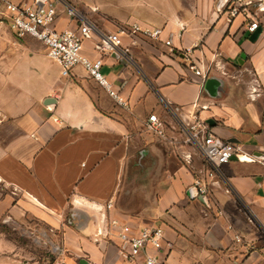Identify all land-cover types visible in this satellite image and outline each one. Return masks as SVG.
I'll use <instances>...</instances> for the list:
<instances>
[{"label": "crops", "instance_id": "0c3cea01", "mask_svg": "<svg viewBox=\"0 0 264 264\" xmlns=\"http://www.w3.org/2000/svg\"><path fill=\"white\" fill-rule=\"evenodd\" d=\"M218 1L118 0L125 17L79 13L92 29L82 55L103 59L116 96L82 64L63 76L39 41L0 22V256L22 247L6 228L40 226L63 264H146L145 251L127 257L118 234L128 225L132 235L163 230L161 249L146 247L155 264H264V161L252 157L264 153V4L232 17ZM134 24L162 33L131 34ZM54 25L76 31L80 21L61 7ZM122 28L128 60L97 50ZM197 42L202 77L182 51ZM153 114L167 138L146 130ZM193 116L250 157L221 166L207 204L188 195L209 167L182 130Z\"/></svg>", "mask_w": 264, "mask_h": 264}, {"label": "built area", "instance_id": "2783aa9c", "mask_svg": "<svg viewBox=\"0 0 264 264\" xmlns=\"http://www.w3.org/2000/svg\"><path fill=\"white\" fill-rule=\"evenodd\" d=\"M256 3L264 4V0H226L225 5L228 7L230 15L235 17ZM61 7L69 17L78 18L80 21L78 30L59 31L55 28V20ZM0 22H6L19 37L31 36L38 40L45 48L47 56L59 63L63 76H69L75 66L82 64L93 79L104 86L113 96H116L111 83L101 72L103 59L92 60L82 55L83 41L92 32L90 24L84 23L78 11L65 0H0ZM258 26V21H253L247 30L254 32ZM126 32L129 30L122 28L118 33L104 36L98 43L97 50L102 54H118L128 60L130 48L121 46L119 42V34ZM137 32L152 39H158L162 30L132 25L130 33L136 34ZM165 43L171 45L169 40ZM199 46L200 43L197 42L192 46L182 48V51L187 59L193 60L190 69L197 76L202 77L203 71L199 63L192 59L194 49ZM193 117L194 122L184 125L182 130L186 136V142L195 146L209 166L205 178L198 179L194 184L197 195L207 197L210 181L219 175L221 166L231 161L236 154L245 153L240 144L223 140L210 133L209 125L205 120ZM145 128L160 138H167V125L155 114L150 115L145 123ZM112 224L116 225L117 222L114 220ZM119 227L121 231L118 236L128 248L127 257L133 260L142 251H145V263L155 264V257L147 253L146 247L151 244L155 249H161L163 230L156 227L132 235L128 225Z\"/></svg>", "mask_w": 264, "mask_h": 264}, {"label": "rangeland", "instance_id": "374dc122", "mask_svg": "<svg viewBox=\"0 0 264 264\" xmlns=\"http://www.w3.org/2000/svg\"><path fill=\"white\" fill-rule=\"evenodd\" d=\"M66 1L72 6H74V8L78 11V13H80L87 20L92 16H95L96 14H99L100 16L106 19L109 18L105 14V12L111 15H120L123 17H125L124 15H126L123 14V10H120L118 0H66ZM96 1L101 8L100 10L103 11L104 13H100L98 11V6L95 3ZM126 1H131L134 4L137 3V0H126ZM139 12H144V11L139 10ZM3 23L7 24L6 22ZM34 228L35 231L33 235H26L25 231L16 232L14 230L6 228L5 230L6 236L18 240L22 245V247L21 250L14 252L10 251L0 256V264H63L61 260H58V256L61 253V249L57 241L54 242L55 238L53 233L50 230H47L46 232L45 231L46 229H44V227L35 226ZM2 229L3 228L0 225V230ZM1 248L2 245H0V252L2 251ZM66 264H69L68 259H66Z\"/></svg>", "mask_w": 264, "mask_h": 264}, {"label": "water", "instance_id": "95a60500", "mask_svg": "<svg viewBox=\"0 0 264 264\" xmlns=\"http://www.w3.org/2000/svg\"><path fill=\"white\" fill-rule=\"evenodd\" d=\"M225 2L226 0H219L218 3H217V9L219 11L222 10L223 6L225 5ZM262 4L260 3V6ZM259 35V31H255L254 34H253V37L257 38ZM116 58H119L120 55L118 54H114ZM243 57V55L241 56ZM55 100L53 98H48L46 99V101L44 102V104L51 110L53 109V106L55 105ZM208 124H212V120H208L207 121ZM232 142V141H231ZM253 158L255 159H258V160H261V161H264V153L263 152H254V154L252 155ZM244 159V158H250V157H246L245 155L243 154H236L232 159ZM188 195L191 197V198H197L199 201H201L202 203L204 204H207V198L205 195H197V191H196V188L195 186H191L188 190ZM81 264H90L89 262L85 261V260H81Z\"/></svg>", "mask_w": 264, "mask_h": 264}]
</instances>
